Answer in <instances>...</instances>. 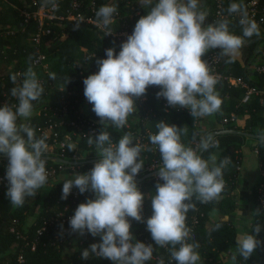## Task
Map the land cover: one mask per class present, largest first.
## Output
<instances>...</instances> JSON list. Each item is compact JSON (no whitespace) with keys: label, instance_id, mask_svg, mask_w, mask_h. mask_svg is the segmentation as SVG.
<instances>
[{"label":"clouds","instance_id":"9594fccd","mask_svg":"<svg viewBox=\"0 0 264 264\" xmlns=\"http://www.w3.org/2000/svg\"><path fill=\"white\" fill-rule=\"evenodd\" d=\"M44 3L53 9L58 7L56 0ZM228 12L240 14L243 36L230 33L226 19L205 26L207 14L198 10V0H157L136 22L118 54L115 48L106 49V58L97 60L98 72L83 80L84 96L101 123L108 120L117 128L124 127L135 108V99L146 95L150 86L160 88L157 99H165L172 108L188 109L193 117L218 110L221 99L215 93L217 81L202 57L211 49L232 56L242 48L244 37L259 35L258 25L248 18L242 5L231 3ZM116 13L115 6L102 5L96 12L98 24L107 27ZM79 27L76 24V29ZM50 78L54 79L55 74ZM10 80L17 85L11 89L17 104L0 107V154L8 158L6 195L13 206L22 207L48 178L46 160L42 158L47 148L45 139H37L33 128L18 123L20 118L31 117L32 102L41 97L44 89L32 68L23 74L19 84L17 74H12ZM156 127L157 133L149 140L158 148L162 165L146 228L155 245H171V257L177 264H197L199 245L187 242L190 229L185 224L186 214L195 207L194 195L201 203L219 198L224 188L222 170L230 160L226 157L210 168L196 150L181 143L177 126L161 120ZM210 139L203 140L200 147L207 150ZM258 139L264 143V135ZM94 142L98 161L87 173H76L66 180L61 196L66 200L73 188L94 196L80 203L69 219L74 233L100 237L101 242L83 250L81 258L86 260L91 253L112 264H145L153 256V244L135 241L129 220L145 223L144 195L135 179L144 166L142 147L133 143L130 134L113 144L103 131L94 141L89 137L88 143ZM253 232L236 241L237 251L245 259L264 244L257 239L259 224ZM159 264H164L163 259Z\"/></svg>","mask_w":264,"mask_h":264},{"label":"trees","instance_id":"16d2710c","mask_svg":"<svg viewBox=\"0 0 264 264\" xmlns=\"http://www.w3.org/2000/svg\"><path fill=\"white\" fill-rule=\"evenodd\" d=\"M9 1L17 6V9L0 0V103L8 101L9 105L17 104L16 98L11 96V89L17 85L12 83L10 76L17 74V84H19L23 79V74L32 68L44 91L37 100L38 103L41 102L42 113L33 117L27 125L34 129L35 137L40 139L42 137L39 128L46 120L43 116L44 109L47 108V112L51 116L49 107L58 108V112L61 114L63 108L67 106V114L62 125L57 128L58 141L63 142L67 136L71 137L66 146L64 160L74 164L65 165L46 161V169L56 168L58 174L48 177L46 184L37 190L35 196L27 197L22 207H15L10 203V199L6 195L9 185L0 182V264H63L68 250L67 243L72 240H76L72 264H112V262L91 253L86 260L81 258L83 250L89 249L90 245L94 243L101 242L98 236L93 237L86 232L77 239L78 233L70 230L63 239L56 237L59 228L67 227L60 215L68 213L73 215L78 205L86 202V199L92 196L90 192L80 194L78 189L73 188L66 200L61 199L63 183L71 179L70 177L75 173L89 171L96 163L90 161L99 159L96 144L95 142L89 144V137H92L94 141L101 131L107 132L111 142L116 144L122 136L130 134L134 144L143 146V157L141 158L144 160V166L138 175L142 178L155 172V170H149L153 164H159V168L162 165L158 148L154 151L149 140V137L158 131L157 123L163 120L170 125L177 126L180 131L181 143L186 147L193 148L199 154L202 149L200 144L206 138L203 139L199 132L198 117L191 116L188 109L179 108V106L169 107L163 98L157 99L156 93L160 91L157 86H150L146 95L135 99V108L127 117L126 124L122 128L113 126L108 120L101 123L100 118L92 111L93 105L84 96L83 80L88 75L98 72L97 60L106 58V49L115 48L117 54L121 50L120 45L123 42L112 36L110 32L122 33L126 28L133 32L139 18L147 14L137 15L128 11L129 5L134 0H79L82 18H91L96 22H98L96 12L102 5L117 8L112 23L104 29L85 20H69L67 11L71 8V0H56L58 9L55 13L64 19L51 21L49 27L51 34L43 38L39 47H36L33 42V36L38 27L37 20L32 17L28 22H25L20 11L35 12L42 6L46 8L52 6L45 5L44 0ZM93 1L94 6H92ZM213 1L198 0V10L207 14V25L226 19L229 22V32L243 36L239 20L215 18L216 11ZM248 1L251 0H225V9L228 11L231 3L243 6ZM76 24L80 25L79 29H76ZM231 29L233 32L230 31ZM258 30L259 35L254 34L250 38H243V52L240 51L239 56H224L220 49H211L202 59L206 60L212 53L217 54L221 58L220 74L242 79L250 87L262 91V94L255 95L244 103L245 89L234 88L225 80H219L215 85V93L221 99V106L215 111V117L223 125L222 129L261 136L264 135V73L256 72L255 67L263 62L259 56L264 52V24L259 25ZM9 32H13V34ZM39 51L48 56V70L33 66V60ZM19 73H22V78L18 76ZM50 74H55V78H50ZM84 100L90 109L88 116L77 114L78 107ZM2 106L0 104V107ZM225 119L228 122L223 124ZM53 120L57 121L58 118L54 117ZM72 123L77 124L78 127ZM90 130H95V133L84 135ZM52 140H45V143L48 142L54 146L55 154L50 157L58 158L56 155L59 150ZM247 141L256 143L254 149L257 151L260 168L263 172V175L251 188L250 200L253 206L254 223L249 234H255L253 228L259 224L261 232L257 239L264 242V143H261L259 139H248L240 135H219L210 143L202 158L208 162L214 152H219L217 162L214 165H209L210 168L218 166L226 157L229 158L230 162L222 170L224 188L219 198L209 203H201L194 195L192 203L195 207L186 214L187 228L194 217H198L200 220V225L196 229L198 236L190 241L192 244L199 245L196 249L200 256L197 264L201 259L206 261L204 264H221V259L237 248L236 241L239 236L231 221L227 219L217 221L210 231L206 229V222L211 212L216 209L222 216H229L237 211L238 204L231 198V195L240 184V169L244 157L242 148ZM0 155L3 156L0 158L1 177L6 175L8 158L4 154ZM78 157L82 159H78ZM61 175L68 178L62 181L59 179ZM156 183L157 177H153L137 184L144 195L142 215L145 223L129 218L131 229L145 227L146 220L151 217L152 204L147 199V194L150 190L155 189ZM39 207H41V211L37 213ZM66 208L67 212H65ZM31 217H34L35 220L29 225ZM45 222L48 223V233L39 236L38 232ZM12 229L15 232H12ZM138 241L146 245L153 244V255L161 257L163 261H167L171 256V245L166 247L155 245L150 232L142 234ZM28 242H30L29 245ZM20 256L24 257V263L19 262ZM263 262L264 244L258 247L248 259L237 253L234 264H262ZM145 264H151V260L146 261Z\"/></svg>","mask_w":264,"mask_h":264},{"label":"built area","instance_id":"2783aa9c","mask_svg":"<svg viewBox=\"0 0 264 264\" xmlns=\"http://www.w3.org/2000/svg\"><path fill=\"white\" fill-rule=\"evenodd\" d=\"M5 1L7 4H9L11 7L17 9V6H15L14 4H12L9 0H3ZM186 2V0H185ZM215 4V18H227L230 19L232 21H236V20H240V14L239 13H233V14H229L228 11H226L225 9V0H214L213 1ZM36 4V2H35ZM94 1L92 3V6H94ZM243 10H245L248 14V18L250 20H253L256 22V24L262 25L264 24V0H251L248 1L246 4H243ZM58 7L53 9L52 7L50 8H46L44 6L40 7L37 11L35 12H29L26 10H21L20 13L21 15L25 18V22H28V20H30L32 17L34 19L37 20L38 23V27H37V32L35 33V35L33 36V42L35 44L36 47H39L42 43V40L44 37L49 36L51 34V29L50 27V23L53 20L56 19H61L63 20L64 18L61 16H57L56 15V11H57ZM80 10H81V4L79 2V0H71V8L70 10L67 11V18L69 20H85L89 23H92L94 25H96L97 27H99L100 29H104V26L98 24V22L93 21L91 18L88 19H83L81 14H80ZM11 34H13V32H9ZM131 31H129L127 28L124 32L122 33H115V32H110V34L116 38H118L120 41L122 42H126L127 38L129 35H131ZM48 56L45 53L42 52H38V55L34 58L33 60V66L34 67H43L44 69L48 70ZM259 58H261L263 60V62L260 65H257L255 67V71L258 73H264V52L259 56ZM206 61L208 62V66L210 68V72L213 76H215L216 81L219 80H225L229 85L233 86L234 88H242L246 90V93L243 97V102L246 103L248 102L253 96L255 95H260L262 94V91L254 88V87H250L249 85H247L242 79H238V78H234L231 76H223L222 74L219 73V66L221 63V58L217 55V54H210ZM18 76L20 78H22V73H19ZM6 96V95H5ZM143 97V96H141ZM0 104H2L3 106L5 104H8V101L5 102H1ZM64 104V102H63ZM65 105V104H64ZM2 106V107H3ZM66 106V105H65ZM45 113H44V118H46L44 124L39 128V132L42 138H44L47 141H51L52 137L57 149L59 150L58 155H56L58 158L61 159H65V151H66V146L68 141L71 140L70 136H67L66 139L63 142H59L58 138H59V132L57 130V128L62 125L63 119L67 114V106L63 108V113L59 114L58 112V108H52L49 107L50 113L52 114L51 116L49 115V112H47V108L44 109ZM42 113V111L40 112V114ZM57 117L58 120L54 121L53 118ZM228 122L227 119H225L223 121V124H226ZM75 127H78L77 124L72 123ZM81 131V129H79ZM95 130H90L84 133V135H91L94 134ZM154 135V134H152ZM47 144V148L46 150L43 152L42 156H53L55 154L54 151V146L50 145L48 142ZM153 150H157V147L155 145L152 144ZM78 159H82L81 157H78ZM150 171H158L159 170V164L155 163L153 164L150 168ZM48 177L50 176H54L58 174V169L56 168H49L46 169ZM6 175L5 176H1L0 177V182L7 184L8 181L6 180ZM157 177V176H156ZM68 209H65V212H67ZM72 214L68 213V214H61L60 217H62L63 219V223H65L67 225L66 228H59L57 231V238H62L64 237V235L66 233H69L71 228L69 226V219L71 218ZM200 225V220L198 217H194L192 219V222L189 226L190 229V234L189 237L187 239V242L190 243L191 240H194L197 238V232L196 229L198 228V226ZM12 232H15L14 229H12ZM48 233V223L45 222L44 225L42 226V228L39 230L38 234L39 236H43L45 234ZM23 237V236H22ZM24 239H26L25 237H23ZM30 244V242H28V245ZM34 247V246H33ZM162 258L156 255H153L151 260V264H159V261ZM19 262L20 263H24L25 259L23 256H20L19 258ZM176 261L174 259H172V257L170 256L169 259L167 261H164V264H174ZM264 264V262L262 263Z\"/></svg>","mask_w":264,"mask_h":264},{"label":"crops","instance_id":"0c3cea01","mask_svg":"<svg viewBox=\"0 0 264 264\" xmlns=\"http://www.w3.org/2000/svg\"><path fill=\"white\" fill-rule=\"evenodd\" d=\"M157 0H134V2L129 5L128 11L132 13H136L137 15L140 14H146L148 11H150V7L153 6V3H155ZM207 21L205 20V26H207ZM233 32V29L230 30ZM243 52V48H240L234 56H239V52ZM47 69H49V64ZM33 111L32 115L28 119L20 118L19 123H25L29 124L30 120L38 116L42 110L41 102L38 103L37 101H33ZM82 114L83 116H88L90 113V109L87 106V103L82 101L78 107L77 114ZM198 117V125H199V132L201 134V137L203 139L209 138V136L217 131L223 128V125L219 123L215 117V112L205 115V116H197ZM93 119V118H92ZM134 120V119H133ZM135 121V120H134ZM129 127V124H127ZM256 146L255 142L247 141L244 147L242 148L243 152V163L240 169V175L241 180L240 184L237 187V190L231 195V198L238 204V209L235 212V214L229 215V216H222L220 215V212L216 209L215 211L211 212L209 215L208 221L206 222V229L207 231H210V229L214 226V224L217 221L220 220H229L232 222L233 226L237 229L238 236H241L243 234H249L250 230L253 227L254 223V215H253V206L250 200V195L252 192V186L254 183L259 180V178L263 175V172L260 168L259 164V158L257 155V151L254 149ZM143 147V146H142ZM88 156V155H86ZM141 157H143L141 153ZM219 157V152L216 151L210 159L208 160L209 165H214ZM88 172V171H87ZM87 172H79V174H84ZM76 174V173H75ZM73 174L70 178L72 179L74 177ZM68 178L65 175H61L59 177L60 180H65ZM156 189H152L147 194V199L151 202L152 197L155 195ZM91 198H94L93 194ZM41 211V207L37 209V213ZM35 218L31 217L29 220V225H31L34 222ZM131 232L133 233L135 237V241H138V238L148 232L146 226L142 228L137 229H131ZM81 235L78 233L77 239H79ZM200 240V238L198 237ZM133 241V242H135ZM76 240L68 241V247L66 251V257L63 264H72L73 260V253L75 251ZM238 253L237 248L235 251L231 252L230 254H226L220 261L221 264H234L236 262V254ZM235 257V259H233ZM206 261L202 260L199 262V264H204Z\"/></svg>","mask_w":264,"mask_h":264},{"label":"water","instance_id":"95a60500","mask_svg":"<svg viewBox=\"0 0 264 264\" xmlns=\"http://www.w3.org/2000/svg\"><path fill=\"white\" fill-rule=\"evenodd\" d=\"M226 134H234V135H240V136H243V137H246L248 139H254V140H258V137L260 136H257V135H252V134H248V133H243V132H238V131H235V130H231V129H221V130H217L215 132H213L209 137L211 138L210 141H209V145L210 143L219 135H226ZM206 150L204 149H201L199 155H201V157L203 156V154L205 153ZM3 157L2 155H0V158ZM43 159H45L46 161H54V162H57V163H60V164H65V165H73L74 163H71L67 160H64V159H61V158H56V157H45V156H42ZM98 159L96 160H91L90 162L91 163H94V162H97ZM157 172L158 171H155V172H152L148 175H145L144 177L140 178V177H136V182L137 184H140L142 183L143 181L145 180H148V179H151L153 177H156L157 176Z\"/></svg>","mask_w":264,"mask_h":264},{"label":"rangeland","instance_id":"374dc122","mask_svg":"<svg viewBox=\"0 0 264 264\" xmlns=\"http://www.w3.org/2000/svg\"><path fill=\"white\" fill-rule=\"evenodd\" d=\"M214 154V153H213ZM212 156V155H211Z\"/></svg>","mask_w":264,"mask_h":264}]
</instances>
